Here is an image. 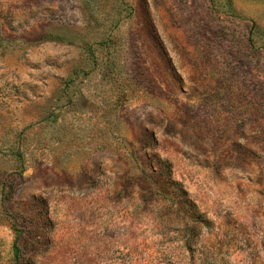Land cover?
Segmentation results:
<instances>
[{
	"label": "rangeland",
	"instance_id": "1",
	"mask_svg": "<svg viewBox=\"0 0 264 264\" xmlns=\"http://www.w3.org/2000/svg\"><path fill=\"white\" fill-rule=\"evenodd\" d=\"M264 264V0H0V264Z\"/></svg>",
	"mask_w": 264,
	"mask_h": 264
},
{
	"label": "trees",
	"instance_id": "2",
	"mask_svg": "<svg viewBox=\"0 0 264 264\" xmlns=\"http://www.w3.org/2000/svg\"><path fill=\"white\" fill-rule=\"evenodd\" d=\"M20 251H21V248L16 244L14 243L13 244V254H14V257H15V260H16V264H20Z\"/></svg>",
	"mask_w": 264,
	"mask_h": 264
}]
</instances>
